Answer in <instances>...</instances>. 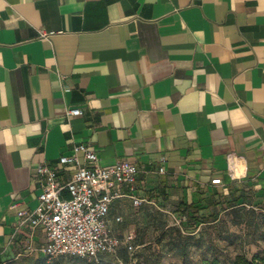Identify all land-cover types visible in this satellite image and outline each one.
I'll return each instance as SVG.
<instances>
[{"label":"crops","instance_id":"obj_1","mask_svg":"<svg viewBox=\"0 0 264 264\" xmlns=\"http://www.w3.org/2000/svg\"><path fill=\"white\" fill-rule=\"evenodd\" d=\"M82 142L138 165L142 207L264 209V0H0V264L47 241L17 210Z\"/></svg>","mask_w":264,"mask_h":264},{"label":"built area","instance_id":"obj_2","mask_svg":"<svg viewBox=\"0 0 264 264\" xmlns=\"http://www.w3.org/2000/svg\"><path fill=\"white\" fill-rule=\"evenodd\" d=\"M52 33L43 31L42 36ZM68 113L78 115L83 111L73 108ZM73 149L72 155H61L56 164L45 162L37 168L41 187L39 202L32 210H17L18 228L23 225H29L32 230L42 228L47 241L41 246L28 242L22 254L41 252L50 258L72 255L99 261L104 254H114L119 259L121 245L133 254L139 247L134 231L124 236L116 234L113 224L124 218L111 214L112 206L120 199H128L136 209L145 204L156 205L138 192L141 169L127 159L102 165L90 143L75 144ZM159 171L164 172L165 167L161 166ZM62 173L68 174V178H63ZM214 182L220 183L221 179ZM170 214L181 227L187 219V215Z\"/></svg>","mask_w":264,"mask_h":264},{"label":"rangeland","instance_id":"obj_3","mask_svg":"<svg viewBox=\"0 0 264 264\" xmlns=\"http://www.w3.org/2000/svg\"><path fill=\"white\" fill-rule=\"evenodd\" d=\"M120 211L124 220L114 223V230L119 236L134 231L139 245L134 255L121 254L118 259L111 254L101 262H94L87 257L50 258L33 253L10 264H30L43 258L44 264H144L149 256L159 264H201L204 257L215 253L222 257L242 252L252 256L264 249V218L259 216V208L257 213L227 209L218 219L201 224L193 233L184 232L185 236L179 235V225L170 213L155 210L152 205L135 211L125 205Z\"/></svg>","mask_w":264,"mask_h":264},{"label":"trees","instance_id":"obj_4","mask_svg":"<svg viewBox=\"0 0 264 264\" xmlns=\"http://www.w3.org/2000/svg\"><path fill=\"white\" fill-rule=\"evenodd\" d=\"M235 193L231 192V197L222 196L219 199L218 203L222 204V209L227 210L228 207H232L233 210H247L248 213H257L258 208H256L258 203H255L253 199L249 198L243 189H235ZM233 194V195H232ZM208 205H197L193 204H184L182 203L179 208L175 210V214L178 217H182L183 215H187V219L183 221L182 227L178 226V233L180 236H185L186 234L193 233L201 224L207 223L211 220L218 219L221 214L219 213H208L206 212ZM259 216L264 218V209L259 208ZM179 236V237H180ZM135 243L137 241L135 239ZM138 245V244H137ZM125 249V250H123ZM137 251V250H136ZM136 251L131 254L127 246L121 245L119 248V256L121 254L125 256L127 253L129 255H134ZM107 255L111 254H104L101 256L100 260H93L94 262H101ZM63 256H72V255H63ZM44 257H49L44 255ZM61 257V256H60ZM72 257H80V256H72ZM154 257L149 256L145 260L144 264H159L157 259H153ZM45 258L42 261H35L30 264H44ZM201 264H264V249L259 250L252 254V256H248L246 253H238L234 257H222V255L215 253L212 256L204 257L202 259Z\"/></svg>","mask_w":264,"mask_h":264}]
</instances>
